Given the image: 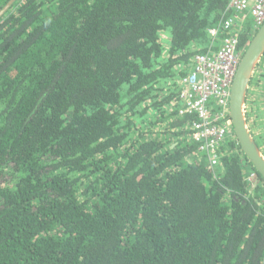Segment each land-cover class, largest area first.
I'll list each match as a JSON object with an SVG mask.
<instances>
[{"label": "trees", "instance_id": "16d2710c", "mask_svg": "<svg viewBox=\"0 0 264 264\" xmlns=\"http://www.w3.org/2000/svg\"><path fill=\"white\" fill-rule=\"evenodd\" d=\"M228 2L14 0L3 12L0 264H264V179L236 141L211 168L185 137L194 117L171 108ZM256 30L244 24L240 48Z\"/></svg>", "mask_w": 264, "mask_h": 264}, {"label": "built area", "instance_id": "2783aa9c", "mask_svg": "<svg viewBox=\"0 0 264 264\" xmlns=\"http://www.w3.org/2000/svg\"><path fill=\"white\" fill-rule=\"evenodd\" d=\"M227 10L230 15L208 29L211 40L208 50L195 53L186 71L176 79L177 94L171 103L175 116L194 117L186 124L185 137L205 154L207 164L216 169L220 167V146L229 141L237 143L229 116V96L244 51L239 46L238 32L248 15L255 29L262 25L264 0H229ZM254 176L250 172L247 180L252 181Z\"/></svg>", "mask_w": 264, "mask_h": 264}, {"label": "water", "instance_id": "95a60500", "mask_svg": "<svg viewBox=\"0 0 264 264\" xmlns=\"http://www.w3.org/2000/svg\"><path fill=\"white\" fill-rule=\"evenodd\" d=\"M14 2L9 0L1 9L0 16ZM264 54V22L256 30L245 47L233 79L229 96V116L232 129L241 151L253 168L264 179V154L251 134L245 116L247 89L255 68Z\"/></svg>", "mask_w": 264, "mask_h": 264}, {"label": "rangeland", "instance_id": "374dc122", "mask_svg": "<svg viewBox=\"0 0 264 264\" xmlns=\"http://www.w3.org/2000/svg\"><path fill=\"white\" fill-rule=\"evenodd\" d=\"M247 22H251V16L248 15ZM257 74H261V72H264V54L262 55L259 64L256 68ZM264 78L262 79V81ZM262 81L258 83V85L251 84L250 86V92L247 93V102L245 103V108L249 109V112L252 114H255L256 118L258 119L257 124L252 126V130L255 131L259 139L261 141L262 150L264 151V84H262ZM251 106H254L253 109H251ZM254 134V133H253ZM255 134V135H256ZM264 154V152H262Z\"/></svg>", "mask_w": 264, "mask_h": 264}, {"label": "flooded vegetation", "instance_id": "af4514ba", "mask_svg": "<svg viewBox=\"0 0 264 264\" xmlns=\"http://www.w3.org/2000/svg\"><path fill=\"white\" fill-rule=\"evenodd\" d=\"M250 130V129H249ZM250 132H251V130H250ZM252 134V133H251ZM238 144V143H237Z\"/></svg>", "mask_w": 264, "mask_h": 264}, {"label": "crops", "instance_id": "0c3cea01", "mask_svg": "<svg viewBox=\"0 0 264 264\" xmlns=\"http://www.w3.org/2000/svg\"><path fill=\"white\" fill-rule=\"evenodd\" d=\"M252 21V20H251Z\"/></svg>", "mask_w": 264, "mask_h": 264}]
</instances>
